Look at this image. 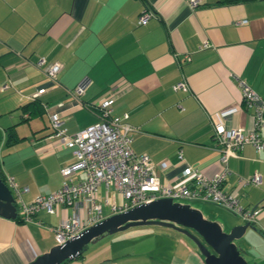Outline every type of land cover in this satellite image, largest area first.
I'll list each match as a JSON object with an SVG mask.
<instances>
[{
    "label": "crops",
    "instance_id": "crops-1",
    "mask_svg": "<svg viewBox=\"0 0 264 264\" xmlns=\"http://www.w3.org/2000/svg\"><path fill=\"white\" fill-rule=\"evenodd\" d=\"M146 8L153 14L137 22ZM204 41L208 44L201 46ZM39 56L43 60L37 64ZM55 60L59 69L49 77L45 69ZM84 77L87 85L75 97L70 89ZM239 77L264 97V0L195 5L189 0H0V176L16 205L14 217L0 214V264H24L47 250L55 243L52 227L72 211L71 204L58 203L53 212L39 208L22 219L8 180L21 188L24 201L59 187V169L73 153L50 134L51 111H58L61 125L73 132L99 120L94 103L112 96L111 113L125 111L135 127L133 151L145 152L160 182L173 184L187 164L206 174L222 167L213 118L228 126H252ZM179 80L186 89L173 87ZM33 97L39 109L23 107ZM227 162L230 173L222 187L237 194L243 206L260 207L254 226L245 230H255L253 257L264 264V148L246 142ZM256 171L259 182L250 180ZM83 175L79 169L72 176ZM116 192L119 199L110 200L109 186L97 185L95 199L107 205L105 212L101 205L100 217L112 212V202L122 203ZM85 212L82 205L79 213ZM236 214L241 218L222 219L224 229L247 220ZM149 223L163 226L159 230L167 236L139 244L135 235H118L113 246V237L102 234L59 264H206L183 231ZM128 238L132 245L121 246Z\"/></svg>",
    "mask_w": 264,
    "mask_h": 264
},
{
    "label": "built area",
    "instance_id": "built-area-1",
    "mask_svg": "<svg viewBox=\"0 0 264 264\" xmlns=\"http://www.w3.org/2000/svg\"><path fill=\"white\" fill-rule=\"evenodd\" d=\"M189 2L195 5L199 0ZM152 14L153 11L149 8L142 10L138 14L137 22L144 21ZM245 20L240 19L239 22ZM207 44L208 42L204 41L201 46ZM42 60L43 57L39 56L36 63L39 64ZM59 66L60 62L55 60L46 67L45 72L49 77H54ZM238 84L243 105L252 108V126H228L221 118H213V138L218 147L222 167L213 174H206L198 167L187 164L182 169L180 179L173 184L161 183L159 175L152 169L148 155L145 152L133 151L129 143L130 133L135 127L126 120L125 111L119 115L111 113L112 96H106L94 103L99 108V120L73 132L66 131L61 125L62 119L58 111H51L50 134L57 137L62 145L71 147L73 160L60 167L59 187L48 193H39L28 201L19 198L21 188L9 177L18 199V215L22 219H30L39 208L53 212L58 203L71 204L72 211L63 215L52 227L55 242L60 243L100 218L101 204L95 199V189L103 182L106 187L112 186L123 196L122 203L110 204L112 212L156 197L170 196L179 200L187 198L215 202L249 221L254 220L260 207L243 206L237 194L222 187L223 180L230 173L227 162L230 155L237 154L246 142L252 143L256 149L264 148V133L261 131L264 125V97L244 78L239 77ZM5 85L6 83L2 84ZM86 85L87 79L84 77L70 91L77 97ZM173 87L186 89L187 85L185 81L179 80ZM179 155L182 157L181 150ZM79 169L84 175L74 180L72 175ZM250 180L259 182L260 173L254 172ZM82 205L85 206L86 212L80 215L79 208Z\"/></svg>",
    "mask_w": 264,
    "mask_h": 264
},
{
    "label": "water",
    "instance_id": "water-1",
    "mask_svg": "<svg viewBox=\"0 0 264 264\" xmlns=\"http://www.w3.org/2000/svg\"><path fill=\"white\" fill-rule=\"evenodd\" d=\"M14 200L10 187L0 176V214L14 217ZM149 222L170 225L183 231L195 242L206 264H248L235 238L240 237L248 225L254 226L251 221L247 219L224 229L222 220L207 217L189 201L170 196L142 201L102 216L64 241L55 242L24 264H59L80 253L89 241L99 235L128 225Z\"/></svg>",
    "mask_w": 264,
    "mask_h": 264
},
{
    "label": "rangeland",
    "instance_id": "rangeland-1",
    "mask_svg": "<svg viewBox=\"0 0 264 264\" xmlns=\"http://www.w3.org/2000/svg\"><path fill=\"white\" fill-rule=\"evenodd\" d=\"M109 194H110V200H112L113 197L115 200L119 199L118 193L116 192V190L112 186H109ZM181 200L189 201L192 205L199 207L203 211L204 214L217 217V219H219V220L224 219L225 221L230 220L229 222H232V220H234L233 218H239V219L241 218L240 216L238 217V215L236 213L230 211L229 209H227L223 206H220L218 204L212 203L211 201H204V200H200V199H187V198H181ZM100 201H101V205H102V211L105 212L107 210V205L105 203H103V199H100ZM224 224H225V222H224ZM159 227H163V226L157 225L155 223H144V224L138 223V224L128 225L124 228H121L120 230L118 229V230H115L113 232L104 233V235H106L105 237H107V238L113 237V239H112V245L113 246H115L114 241L118 235H125V236L135 235L134 238L135 237L138 238L137 239L138 241H136L135 243L141 241V239H143V241L147 242L148 238L150 240H154L155 242H157L158 239H160V237H162V235L164 237L167 236L166 232H161L159 230ZM254 231L255 230H252V228H248V230H245V232L240 237L235 238V241L237 242L241 253L247 259L249 264H256L255 259L257 258V257L256 258L253 257L255 253H254V250L252 248V246H254V245L258 247L257 237H256V234ZM187 237L190 239V241L193 244H195V242L188 235H187ZM129 239L130 238H128L127 240H123L122 242H120V245L123 247H126L124 245H128V246L132 245V242ZM88 243H90V242H88ZM140 243H142V242H139V244ZM258 264H262V263H258Z\"/></svg>",
    "mask_w": 264,
    "mask_h": 264
},
{
    "label": "trees",
    "instance_id": "trees-1",
    "mask_svg": "<svg viewBox=\"0 0 264 264\" xmlns=\"http://www.w3.org/2000/svg\"><path fill=\"white\" fill-rule=\"evenodd\" d=\"M219 1H232V0H219ZM36 97H33L31 98L28 102H26L25 104H23V107H29L31 105H34V106H37L38 107V104L36 102ZM39 109V107L37 108V110ZM30 111H34V109H30Z\"/></svg>",
    "mask_w": 264,
    "mask_h": 264
}]
</instances>
